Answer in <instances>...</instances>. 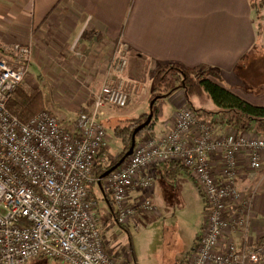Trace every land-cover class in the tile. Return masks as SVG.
<instances>
[{"label": "built area", "instance_id": "built-area-1", "mask_svg": "<svg viewBox=\"0 0 264 264\" xmlns=\"http://www.w3.org/2000/svg\"><path fill=\"white\" fill-rule=\"evenodd\" d=\"M7 51L12 58H0V264H29L41 256L65 264H129L121 251L107 247L94 196L95 187H102L98 166L108 146L105 110L125 108L131 99L124 77L128 45L118 41L92 109L69 119L43 110L28 122L8 104L30 71L33 43H14ZM243 155L247 166L262 168L264 135L222 132L181 107L171 127L139 137L133 153L105 179L115 223L128 225L139 213L155 211L148 195L133 200L131 193L154 186V165L179 162L205 201L204 227L188 264L262 261L264 241L238 245L232 237L245 230L252 202L237 182Z\"/></svg>", "mask_w": 264, "mask_h": 264}, {"label": "crops", "instance_id": "crops-1", "mask_svg": "<svg viewBox=\"0 0 264 264\" xmlns=\"http://www.w3.org/2000/svg\"><path fill=\"white\" fill-rule=\"evenodd\" d=\"M260 15L251 0H0V58H12L7 51L11 44L32 42L28 76L33 79L40 76L42 80H38L37 87L42 90L43 86L49 87L55 104L66 98L77 104L86 103L92 109V93L99 91L109 78L121 40L128 45L129 62L124 77L133 94V102L123 117L147 112L155 73L169 63L200 66L202 70L215 67L221 71L224 86L250 103L264 106V24L258 23ZM142 82L147 84L143 91L139 90ZM83 85L88 86V94H84ZM195 101L199 105L198 99ZM77 104L68 103L65 115L52 111L62 118H76L78 113H70ZM185 105L189 106L182 88L169 94L153 134L171 127L178 110ZM206 106L213 107L212 101ZM217 127L222 132L235 131L228 125ZM239 133L260 135L254 131ZM244 157L240 156L242 170L237 182L245 197H252V202L245 230L236 231L232 237L238 245H258L264 241V161L262 168L255 170L247 166ZM214 164L219 167L218 160ZM153 169L154 186L145 193L135 189L131 198L150 196L156 212L159 208L154 196L158 180L174 189L183 182L186 193L189 187L183 171L193 177L185 169L171 167L169 162L154 165ZM106 203L98 202L96 211L103 231L113 226L105 230L107 247L114 252L121 250L123 259L128 260L129 255L110 233L116 223L113 209ZM256 264H264V259Z\"/></svg>", "mask_w": 264, "mask_h": 264}, {"label": "rangeland", "instance_id": "rangeland-1", "mask_svg": "<svg viewBox=\"0 0 264 264\" xmlns=\"http://www.w3.org/2000/svg\"><path fill=\"white\" fill-rule=\"evenodd\" d=\"M259 22L264 24V14L259 16L258 23ZM38 80H42L40 79V76H36L34 79L33 77L28 76V79L25 80V84L31 88L37 89L38 92L41 93L44 110L53 112L52 109H54V111L62 115L64 113L65 115V113H67L66 107L68 103L77 104L76 101L70 99L67 100L66 98H64L65 100L63 101H59L60 103L57 102L55 104L54 101H51L50 88L43 86L42 90L37 87ZM140 85L139 90L141 91L147 87V84H144L143 82ZM82 87L84 88L83 90H85L84 94H88V86L83 85ZM70 88L77 90L73 86H70ZM96 92L97 91H93L92 95ZM130 92L131 99L127 107L115 108L109 106L105 110L103 123L105 124L108 134V146L102 159V162L105 165L111 164L124 150V143L115 134L113 126L121 118H125V116L123 117V115H126L125 110H127L133 102V94L132 91ZM151 93L152 91L150 94ZM72 98L76 100L78 97L72 96ZM173 106L174 105L172 104V107ZM57 107H60L61 110ZM62 107L65 109L64 112ZM85 108L88 109L86 103L77 104L75 110L71 111L70 114H76ZM150 109H152L151 103L147 112ZM182 175L188 180L187 186L189 189L186 193H184L183 182L179 185L178 189H174L169 188V185L164 180H158L157 192L154 196V200L159 208L158 211L148 212L146 214L142 213L138 218L137 216L133 218L130 221L132 223L128 225H120L116 223L114 226L115 228L110 232L113 234V238H117L123 251L129 255L128 259L131 261L129 264H188L197 239L202 233L206 213L205 202L202 200L193 179L190 178L186 171H183ZM106 188L107 187L102 185V187H95L94 189V195L98 199L100 198L98 202L103 205L107 202L106 199H101L106 197V193L108 192ZM106 206L109 207L107 203ZM108 227L113 226H107L104 229L105 237L107 235L105 230L108 229ZM121 241L124 244H122ZM29 264L65 263L61 260L41 256L31 261Z\"/></svg>", "mask_w": 264, "mask_h": 264}, {"label": "trees", "instance_id": "trees-1", "mask_svg": "<svg viewBox=\"0 0 264 264\" xmlns=\"http://www.w3.org/2000/svg\"><path fill=\"white\" fill-rule=\"evenodd\" d=\"M251 4L260 15L264 8V0H251ZM222 80L221 71L215 67L202 70L200 66L186 67L179 63H169L157 70L152 81V97L150 99V103L154 101V106L140 116L121 118L113 126L115 134L125 147L120 156L114 159L111 164L105 165L103 162L99 164L98 176L103 177L106 170L116 164L125 154L129 149L134 129L147 119L151 111L154 112L153 119L147 127L138 132L137 139L146 132L154 133L155 122L163 114L165 98L178 88L184 90L189 107L201 120L216 125H228L238 133L254 131L264 135V106L254 105L243 99L224 86L221 83ZM195 99H198L199 105ZM210 101H212L213 107L206 106ZM8 107L23 122H28L44 110L41 93L37 89L29 87L25 82L16 90ZM104 154L105 151L102 156ZM169 163L171 167L177 166L179 171L187 170L179 162ZM106 178L107 176L101 180L102 185ZM105 198L114 211L110 193L107 192Z\"/></svg>", "mask_w": 264, "mask_h": 264}, {"label": "water", "instance_id": "water-1", "mask_svg": "<svg viewBox=\"0 0 264 264\" xmlns=\"http://www.w3.org/2000/svg\"><path fill=\"white\" fill-rule=\"evenodd\" d=\"M153 106H154V101L151 102V108ZM153 115H154V112L151 111L149 113L147 119L144 122H142L141 124H139L134 129V131L132 133L131 143H130L129 149L125 152V154L119 159V161L115 165H113L108 170H106V172L103 174V177L108 176L111 171H113L118 166H120L133 153V150H134V147H135L136 141H137V134H138V132H140L143 128L147 127L150 124V122L153 119Z\"/></svg>", "mask_w": 264, "mask_h": 264}]
</instances>
